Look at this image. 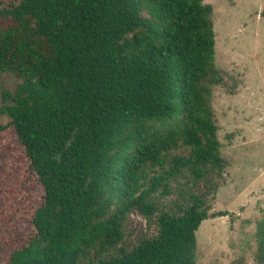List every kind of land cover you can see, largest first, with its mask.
<instances>
[{
    "label": "trees",
    "instance_id": "trees-1",
    "mask_svg": "<svg viewBox=\"0 0 264 264\" xmlns=\"http://www.w3.org/2000/svg\"><path fill=\"white\" fill-rule=\"evenodd\" d=\"M211 15L204 0H0V131L43 190L4 264H196L226 165ZM171 183L180 200L164 206ZM131 210L158 231L126 249ZM257 235L264 264V225Z\"/></svg>",
    "mask_w": 264,
    "mask_h": 264
},
{
    "label": "rangeland",
    "instance_id": "rangeland-1",
    "mask_svg": "<svg viewBox=\"0 0 264 264\" xmlns=\"http://www.w3.org/2000/svg\"><path fill=\"white\" fill-rule=\"evenodd\" d=\"M204 2L212 6L214 62L223 76V83L212 88L210 106L226 165L208 200L214 216L195 232V263L256 264L257 231L264 225V0ZM6 122L0 116V124ZM171 186L173 192L162 198L164 206L180 200L175 184ZM42 198L13 129L1 130L0 264L33 235V212ZM223 211L225 215H218ZM157 231L155 220L131 210L117 246L131 249Z\"/></svg>",
    "mask_w": 264,
    "mask_h": 264
}]
</instances>
